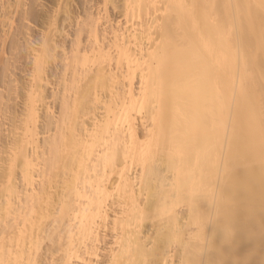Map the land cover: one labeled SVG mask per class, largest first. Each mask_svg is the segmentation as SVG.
Segmentation results:
<instances>
[{
    "label": "bare ground",
    "instance_id": "obj_1",
    "mask_svg": "<svg viewBox=\"0 0 264 264\" xmlns=\"http://www.w3.org/2000/svg\"><path fill=\"white\" fill-rule=\"evenodd\" d=\"M44 2L0 0V264H264V0Z\"/></svg>",
    "mask_w": 264,
    "mask_h": 264
},
{
    "label": "rangeland",
    "instance_id": "obj_2",
    "mask_svg": "<svg viewBox=\"0 0 264 264\" xmlns=\"http://www.w3.org/2000/svg\"><path fill=\"white\" fill-rule=\"evenodd\" d=\"M43 1V0H42ZM77 1V0H76ZM45 2H46V5L48 6V4L49 5H54V0H45ZM45 2H44V5H45ZM70 2H71V8H75V9H77V4L75 3V2H73V0H70ZM46 5L45 6H42V7H44V8H46ZM48 8V7H47ZM111 9H112V7H111ZM116 12V11H115ZM118 14H119V12H117ZM63 14H62V12H61V14H60V16H62ZM63 17V16H62ZM68 20H66L65 22H67ZM68 23V22H67ZM67 23H65V25L67 24ZM36 26V25H35ZM37 27V26H36ZM66 30H68V31H70L71 30V28H70V25H66L65 26V31ZM65 37V32H61L60 34H59V36H58V38L60 39V40H62L63 38ZM86 39V38H85ZM43 251H45V255H46V257L48 258L50 255H51V251H48V249H47V244L46 245H44V248H43Z\"/></svg>",
    "mask_w": 264,
    "mask_h": 264
}]
</instances>
